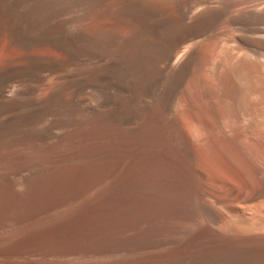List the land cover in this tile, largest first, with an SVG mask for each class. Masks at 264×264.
Wrapping results in <instances>:
<instances>
[{
    "label": "bare ground",
    "instance_id": "bare-ground-1",
    "mask_svg": "<svg viewBox=\"0 0 264 264\" xmlns=\"http://www.w3.org/2000/svg\"><path fill=\"white\" fill-rule=\"evenodd\" d=\"M0 264H264V0H0Z\"/></svg>",
    "mask_w": 264,
    "mask_h": 264
}]
</instances>
